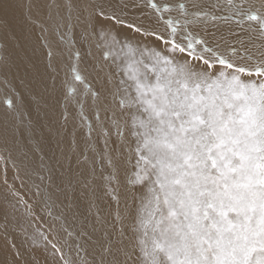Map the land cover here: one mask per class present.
Returning <instances> with one entry per match:
<instances>
[{"label": "snow or ice", "instance_id": "obj_1", "mask_svg": "<svg viewBox=\"0 0 264 264\" xmlns=\"http://www.w3.org/2000/svg\"><path fill=\"white\" fill-rule=\"evenodd\" d=\"M128 6L0 0V264H264V0H135L149 10L139 21ZM218 21L234 27L217 35ZM93 46L115 71L98 60L89 79L81 63ZM89 101L103 151L88 120L84 150L41 156L27 191L13 162L10 184V148L33 134L29 110L66 125L69 107L84 120ZM122 174L135 208L120 206ZM98 179L116 205L110 217ZM33 197L59 231L29 234Z\"/></svg>", "mask_w": 264, "mask_h": 264}, {"label": "bare ground", "instance_id": "obj_2", "mask_svg": "<svg viewBox=\"0 0 264 264\" xmlns=\"http://www.w3.org/2000/svg\"><path fill=\"white\" fill-rule=\"evenodd\" d=\"M115 2L120 3L121 0H115ZM123 2H127L128 5H129L127 8L124 9V13L126 14V18H127L128 21H139V20H141L143 18L142 15H141L142 12L149 11L146 8L141 9V8L133 7L132 4H133V2H135V0H123ZM221 2H223V0H221ZM216 12H217L218 15H223V14H226V9L224 11H221V9H216ZM216 24L219 27V32H217V35H219L220 33L226 34L228 28L234 27V22L232 24L225 25L223 22H219L218 21V22H216ZM105 26L106 27H111L113 29V31H115V32H119L122 39L124 37H128L130 39H141L140 37H136L134 33L128 31L126 28H122V27H120L118 25H105ZM161 30H162V26H161ZM197 30H199V29H197ZM211 30L212 31H216L215 28H213ZM78 32H79V30H77V35H76L77 39H79ZM144 42L159 46V42L154 41V40H147V41H144ZM101 43H102V41H101ZM81 50L86 52L87 48L86 47H82ZM103 51H104V49L97 48V47L93 46V48L91 49V56H85L84 61L81 63V67L86 69V74L89 76V79L92 78V70L95 67V64H96V62L98 60H100V61H102V62H104L106 64H109V66L112 67V70L115 71V66L111 65V61L110 60H108V61H103L102 60ZM42 59H43V55L41 54V60ZM117 63H120V61L118 60ZM77 106L78 105H71L69 107L70 116H69L68 123L66 125H64L63 121H61L59 119V116H57L56 122H51V121H48L47 119H45L43 117L38 116V114L36 113L35 109H30L29 110V114L31 115L32 120L34 121L33 134L31 136H29L28 132L24 131L23 134H22L21 145H18L16 147L10 148V152L13 154L14 150H17V149H19L18 147H22L23 146L22 151H23V153L27 154V159H25V156H23L22 154H19L23 158L21 160L20 159L17 160L16 159L17 157L15 158V156L12 155L16 159V160H14V162L19 167V169L24 167L22 165L27 163L28 159L33 161V158H32L33 154L37 155V153H38V155H37L38 157L35 160H39V161L41 159V156H43L45 160H49L50 158L54 160L56 157H59L61 155V153H63L64 155H72L73 144H75V143L78 144L79 141H81V142L84 141V140H82L83 132L81 131V130H83L82 129L83 127L80 126L81 119H79V117L81 118V110ZM77 113H78V115H77ZM83 114L85 116L84 122H86L85 123L86 126H85V130L84 131H86L87 128H88V120H91L92 121V127H93V141L97 145L96 146L97 147L96 150H97V152L103 151L102 143L104 141V137H103L102 134L99 133L98 124H97L96 118H95V116L93 114V108L91 106V102L90 101L87 102V105H86L85 109H83ZM103 118H104V114H103V112H101V119H103ZM27 119H28V114H26V116H25V123H27ZM57 129H60V135L59 136L57 135V131H56ZM48 133H50L52 137H50L48 135ZM61 133H63V136H65V133L68 134V136H69V139L66 140L65 143L63 141V138L61 137ZM45 138L48 139V141H49L48 143H46L47 141H45ZM25 139H26V141L31 143V145H32L31 147H28V142H25V144H23L24 143L23 140H25ZM30 140L31 141L33 140V142H30ZM114 140H115V135H114V132H113L112 140L109 141V145L112 144L110 146H116V145L113 144ZM73 141H74V143H72ZM76 147H77L78 151H82L83 148H84V142H83L82 147H80V148L78 146H76ZM28 148H35L36 150H34V152H33V151H30ZM31 150H33V149H31ZM24 151H26V152H24ZM29 152H30V154H29ZM18 153H22L21 150L18 151ZM5 154H7V153H5ZM75 158L76 157L73 155V163H75ZM7 162H9V161H7ZM11 162H12V160H11ZM22 163H24V164H22ZM134 163H135V161H133V165H134ZM129 167H130L129 169L131 170L132 169V165L129 164ZM20 174H22V173H20ZM23 174H24V172H23ZM98 175H99V170H98ZM23 176L24 177H28L27 175L26 176L23 175ZM27 179H29V178H27ZM33 179L34 178H32V180ZM25 181H27V180H25ZM33 182H35V181L33 180ZM97 183H98V186H99L98 187V192H97V196H98L97 200L101 202L100 205H98L99 206V211L101 212V214L110 217L111 214L114 213L116 205H115V203L114 204L111 203V198L104 194L103 189H102V181H100L98 179ZM26 187H28V186H26ZM136 191L139 193V191H141V190L138 188V189H136ZM120 192H121V205H120L121 208L124 207L125 203H127L130 208H135L136 204L139 201L137 200L136 203H133V200H132L131 196L126 191V185L124 183L123 174L121 176V189H120ZM0 193H2V192H0ZM83 207H84V211L82 210V212H86V206L82 205L81 208L83 209ZM20 208H21V206H20ZM35 210H37V208H35ZM53 211H54L55 214H57V215L59 214V212H57L56 209H53ZM44 212H46V215L44 216V217H46V219L49 220L50 218H52V217H49L47 215V211L46 210H44ZM37 218H39L38 215H37ZM41 219H43V218H41ZM52 220H53V218H52ZM52 220L50 219V221H52ZM53 222L56 223V225L59 224V222H57V221L53 220ZM51 224L49 226H51ZM36 225H39V224L36 222ZM36 225H35L34 220H32V222H31V224L29 226L31 228L28 227V232L31 233V229L34 228V226H36ZM42 228H43V231L45 233L48 232V229L44 228L43 223H42ZM49 238L51 239V236ZM25 239L26 238L18 237V242L23 243V242H25Z\"/></svg>", "mask_w": 264, "mask_h": 264}, {"label": "rangeland", "instance_id": "obj_3", "mask_svg": "<svg viewBox=\"0 0 264 264\" xmlns=\"http://www.w3.org/2000/svg\"><path fill=\"white\" fill-rule=\"evenodd\" d=\"M103 56V55H102ZM1 102H0V106L2 107V100H0ZM86 105H87V103H85L84 105H83V109H85V107H86ZM79 109H80V106H77ZM77 115H78V113H77ZM79 119H81L80 117H79ZM86 122H84V120H82L81 119V124H80V126L81 127H83L82 129L83 130H81L82 132H83V134H82V136H83V138H82V140H84L83 142H84V148H83V150L85 149V147H86V145L88 144V142H89V138L85 135L86 134V132H87V130L86 131H84L85 130V126H86V124H85ZM48 135L50 136V137H52L51 136V134L50 133H48ZM85 135V136H84ZM49 137V138H50ZM61 137L63 138V141H64V143L66 142V140H68L69 139V136H68V134H66L65 133V136H63V133H61ZM86 137V138H85ZM51 139V138H50ZM91 139V142L95 145V148L97 149V145H96V143L93 141V135H92V137L90 138ZM24 141V143L23 144H25V142H28V141H26V139L25 140H23ZM45 141H47L46 143H48L49 141H48V139L47 138H45ZM76 141V140H75ZM115 141V140H114ZM30 142H33V140L31 141L30 140ZM43 142V141H42ZM83 142H81V141H79L78 142V144H76L75 143V145L76 146H78L79 148L80 147H82V145H83ZM72 143H74V141L72 142ZM44 144V143H43ZM60 145V144H59ZM110 145H112V144H110ZM32 145H31V143H29L28 142V147H31ZM101 147V146H100ZM19 149H17V150H14L13 151V154L11 153V155H10V158L7 160V161H9V162H6L7 163V175H8V178H9V183L11 184L12 182H13V178H14V176H15V174H16V169L17 168H15V167H13V163L12 162H14V160H18V159H23L19 154H22V153H18V151H20L21 150V152H23L22 151V148H23V146L22 147H18ZM102 148L104 149V141H103V143H102ZM30 151H33L34 152V150H31V149H34V148H28ZM97 151V150H96ZM16 152V153H15ZM24 152H26V151H24ZM32 152V153H33ZM29 154H30V152H29ZM5 155H7V154H5ZM12 155H14L15 156V158L12 156ZM23 155V154H22ZM35 155V156H34ZM37 155H38V153H37ZM36 154H33L32 156V158H33V161L32 160H30V159H28V162L27 163H22V164H24V165H22V166H24L23 168H20L19 170H20V173H22V174H20L21 175V177L24 179V183H25V185L26 186H31V184H32V182H33V180L36 182H39L38 180H37V178L36 177H32V174H31V169L32 168H34V167H37L38 165H39V163H40V161L39 160H35V159H37V156ZM24 156V155H23ZM12 160V162H11V160ZM134 161V160H133ZM133 161L131 162V165L133 166ZM11 163V164H10ZM12 166V167H11ZM128 167V169L130 168L129 167V165L127 166ZM4 170H5V163L4 162H0V177H3V175H4ZM99 170V169H98ZM23 172H24V174H23ZM23 175H27L28 177H24ZM26 178V179H25ZM27 178H29V179H27ZM32 178H34L33 180H32ZM25 180H27V181H25ZM30 183V184H29ZM2 184H0V192H2V193H0V198H2L6 193L4 192V190H3V185L1 186ZM16 185H17V187L20 185V181L19 180H17V182H16ZM28 187H25V189H24V191H27V189H28ZM107 199V198H106ZM34 200V201H33ZM104 200V199H103ZM30 203H34L35 205H34V207L35 208H37V210H35V208H34V210H35V219H33L34 220V222H35V225H36V222L39 224V225H36V226H34V228H32L31 229V233H33L36 229H39L41 232H44L43 231V228H42V223H43V225H44V228L45 229H50L51 227H52V225H53V220H52V218H50L52 221H50V219L48 220V219H46V217H44L45 215H46V212H44V207H42L43 205V203L42 202H35V198L33 197L31 200H30ZM42 203V204H41ZM99 203V204H98ZM100 201H98L97 200V204L98 205H100ZM111 203H113L114 204V202H113V200L111 199ZM38 206V207H37ZM107 206V205H106ZM41 207V208H40ZM39 210V211H38ZM56 210H57V212H59L60 211V209L59 208H56ZM84 211V207H83V209L81 208V211ZM20 211V212H19ZM38 213H37V212ZM37 213V214H36ZM43 213V214H42ZM37 215H38V217L39 218H37ZM17 216L18 217H22L23 216V207L21 206V208H20V206H18V211H17ZM41 218H43V219H41ZM70 218V217H69ZM71 219V218H70ZM68 219V221H67V223L69 224V225H75V222L71 219ZM46 220V221H45ZM41 223H39V222ZM50 221V222H49ZM51 224V226H49L50 224ZM54 224H56V223H54ZM46 225V226H45ZM30 226V225H29ZM28 226V227H29ZM50 227V228H49ZM29 228H31V227H29ZM57 231H59V228H58V225H57ZM31 233H29V234H31ZM62 237H63V235H62V233H60V238L62 239Z\"/></svg>", "mask_w": 264, "mask_h": 264}]
</instances>
